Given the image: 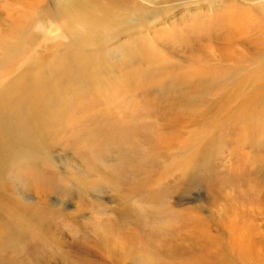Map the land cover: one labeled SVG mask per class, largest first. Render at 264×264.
Here are the masks:
<instances>
[{
	"label": "rangeland",
	"instance_id": "374dc122",
	"mask_svg": "<svg viewBox=\"0 0 264 264\" xmlns=\"http://www.w3.org/2000/svg\"><path fill=\"white\" fill-rule=\"evenodd\" d=\"M153 1L0 0V264H264L255 36Z\"/></svg>",
	"mask_w": 264,
	"mask_h": 264
},
{
	"label": "bare ground",
	"instance_id": "6f19581e",
	"mask_svg": "<svg viewBox=\"0 0 264 264\" xmlns=\"http://www.w3.org/2000/svg\"><path fill=\"white\" fill-rule=\"evenodd\" d=\"M144 1H146L147 4L155 3V1L153 0H144ZM187 1L190 0H170L164 2L165 4H163L164 6L162 10L157 9L155 14L157 18H159L162 16V14H164L163 12L164 10H168V12L171 13L175 8H180L184 6L190 7L189 5H198L200 3L202 4L206 2V0L204 1L191 0L192 2H187ZM68 4H69L68 0H61L59 10L62 11L63 13H71L72 16L76 11L80 10V13L82 15L77 16L75 20L85 24L93 22L90 16H95L94 15L95 13H99L101 11L102 13L97 20L103 18V23L107 25L108 21L112 20L113 15L117 13L115 11L114 0H89V2L85 3L82 6L77 4L74 5H68ZM112 6L114 8H112ZM240 6H244V7H240ZM196 12L198 13V11L195 10V13ZM214 17L222 21L225 27H227L228 30L231 32V35H228V38H230V42L232 44H235L237 42L236 40L239 39L241 36L249 33H253L255 36V43H256L255 52L260 55L261 61L263 62L264 65V0H232L231 3L223 4V8L218 12V14H215ZM157 18H152V19H157ZM196 18L199 17L192 18L193 23L190 24L189 29L191 31L193 30L194 31L199 30L201 32L204 31L205 29L203 30V27L201 28V26L204 25V23H202V21L201 23L194 22L196 21ZM153 22L154 20L150 21V23ZM166 31H167L166 28H164V30L162 31V35ZM193 74H190V77L193 76Z\"/></svg>",
	"mask_w": 264,
	"mask_h": 264
}]
</instances>
